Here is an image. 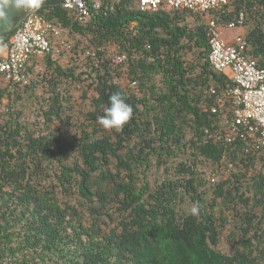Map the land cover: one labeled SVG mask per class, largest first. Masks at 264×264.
I'll return each instance as SVG.
<instances>
[{
    "label": "trees",
    "instance_id": "16d2710c",
    "mask_svg": "<svg viewBox=\"0 0 264 264\" xmlns=\"http://www.w3.org/2000/svg\"><path fill=\"white\" fill-rule=\"evenodd\" d=\"M61 1L37 11L66 45L33 57L27 83L0 84V264H264V151L226 137L234 83L209 63L203 16L86 0L83 22ZM211 13L244 16L264 67V0ZM117 91L133 110L119 131L97 122Z\"/></svg>",
    "mask_w": 264,
    "mask_h": 264
},
{
    "label": "built area",
    "instance_id": "2783aa9c",
    "mask_svg": "<svg viewBox=\"0 0 264 264\" xmlns=\"http://www.w3.org/2000/svg\"><path fill=\"white\" fill-rule=\"evenodd\" d=\"M230 0H139L142 11L158 10L165 6L168 9H187L201 15L207 24L209 43V63L215 71L227 74L234 85L229 89L233 103L232 117L228 122L227 139L247 140L255 150L264 151V67L246 52L247 42L244 33L226 38L228 29L244 28V16L238 22L219 24L211 11L223 9ZM61 5L77 12L79 20L87 22L90 18V7L86 0H62ZM96 10L102 6V0H94ZM18 30L0 44V84L15 88L28 81L26 65L33 57L48 54L60 41L64 30L47 20L37 10L28 11L19 21ZM125 56L112 58L115 64L124 61ZM135 84V83H133ZM213 112L217 107L212 108ZM232 166V165H231ZM219 176L213 174L211 181L216 182ZM3 264H8L4 262Z\"/></svg>",
    "mask_w": 264,
    "mask_h": 264
},
{
    "label": "clouds",
    "instance_id": "9594fccd",
    "mask_svg": "<svg viewBox=\"0 0 264 264\" xmlns=\"http://www.w3.org/2000/svg\"><path fill=\"white\" fill-rule=\"evenodd\" d=\"M12 2L16 8L37 10L41 7L43 0H12ZM108 100L109 106L105 107L103 115L97 117V122L105 129L119 131L132 118V107L119 91L113 92ZM197 211L198 206L194 205L191 209L192 214H196Z\"/></svg>",
    "mask_w": 264,
    "mask_h": 264
},
{
    "label": "water",
    "instance_id": "95a60500",
    "mask_svg": "<svg viewBox=\"0 0 264 264\" xmlns=\"http://www.w3.org/2000/svg\"><path fill=\"white\" fill-rule=\"evenodd\" d=\"M22 13L23 9L16 8L12 0H0V36L9 33L16 26L17 19L26 14Z\"/></svg>",
    "mask_w": 264,
    "mask_h": 264
},
{
    "label": "rangeland",
    "instance_id": "374dc122",
    "mask_svg": "<svg viewBox=\"0 0 264 264\" xmlns=\"http://www.w3.org/2000/svg\"><path fill=\"white\" fill-rule=\"evenodd\" d=\"M243 32H244V29L241 28V27L234 28V29H228L225 32V37L226 38H232V36L238 35V34H242ZM76 100L78 101L79 104H81V105L84 104V100H82L81 97H78ZM86 104H87V102H86ZM27 114H29V116H31L30 117L31 120L34 119L32 108H30L29 110H27ZM230 174H231V172H227V173H217V175L219 176V180L221 178L224 179V178L230 176ZM257 213L261 214V209L260 208H257ZM103 220L109 221L108 216L105 215L103 217ZM111 227H113V225H111ZM229 234H230V230H226L225 231V236L223 237V248H224V250H229L230 247H231L232 241L235 242L238 239V238H231V239H229V236H228Z\"/></svg>",
    "mask_w": 264,
    "mask_h": 264
},
{
    "label": "flooded vegetation",
    "instance_id": "af4514ba",
    "mask_svg": "<svg viewBox=\"0 0 264 264\" xmlns=\"http://www.w3.org/2000/svg\"><path fill=\"white\" fill-rule=\"evenodd\" d=\"M24 13H25V9H23V13H22V15H24ZM22 15H21V16H22ZM19 18H20V17H19Z\"/></svg>",
    "mask_w": 264,
    "mask_h": 264
}]
</instances>
